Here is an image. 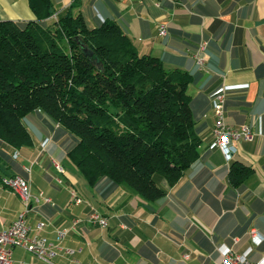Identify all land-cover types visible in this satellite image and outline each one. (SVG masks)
Wrapping results in <instances>:
<instances>
[{
  "label": "crops",
  "instance_id": "crops-1",
  "mask_svg": "<svg viewBox=\"0 0 264 264\" xmlns=\"http://www.w3.org/2000/svg\"><path fill=\"white\" fill-rule=\"evenodd\" d=\"M53 2L73 4L90 27L115 19L141 53L160 57L170 70L192 75L188 90L201 138L200 155L174 183L161 177L166 194L147 200L106 180L92 186L74 163L68 166L71 136L40 110L27 115L31 142L17 144L0 134V229L25 207L20 194L3 179L22 175L31 184L26 213L31 234L46 236L54 253L48 261L16 246L15 262L222 264L229 248L252 260L263 257L264 0ZM0 18L31 20L36 14L29 0H0ZM223 88L228 92L226 121L236 127L249 124L253 130L252 138L233 139L230 160L219 147H209L214 139L215 94ZM233 161L249 167L239 184L232 180ZM41 192L51 201L37 200ZM73 192L82 198L80 203L73 201ZM94 210L108 218L106 226L88 220ZM75 218L80 220L72 226ZM59 226H70L61 241ZM67 246L75 252L67 253Z\"/></svg>",
  "mask_w": 264,
  "mask_h": 264
},
{
  "label": "trees",
  "instance_id": "trees-1",
  "mask_svg": "<svg viewBox=\"0 0 264 264\" xmlns=\"http://www.w3.org/2000/svg\"><path fill=\"white\" fill-rule=\"evenodd\" d=\"M29 3L36 19L0 18V134L31 142L24 118L40 110L71 136L69 156L92 186L166 194L161 177L174 183L200 155L192 75L141 53L115 19L90 27L73 4ZM248 171L231 163L235 184Z\"/></svg>",
  "mask_w": 264,
  "mask_h": 264
},
{
  "label": "built area",
  "instance_id": "built-area-1",
  "mask_svg": "<svg viewBox=\"0 0 264 264\" xmlns=\"http://www.w3.org/2000/svg\"><path fill=\"white\" fill-rule=\"evenodd\" d=\"M170 1L177 2L178 0ZM161 31L162 33L166 32L165 26H161ZM203 60V56H199V62L202 63ZM227 94L228 92L224 88L215 94L214 114L216 119L213 129L214 139L209 147H219L223 151L226 159L230 160L233 157V149L231 146L233 139L252 138L253 130L249 124H242L241 126L236 127L226 121L225 110ZM15 155H17V151L15 152ZM3 180H11V187L20 194L25 205V210L20 213L19 217L8 227L0 229V264H34L30 261H19L16 263L13 258V248L15 246L24 247L37 255L38 252H48V254L54 253L53 243L49 241L46 236L31 234V226L26 218V213L29 210L32 197L30 180L18 174L4 177ZM40 197H44L46 201H51V198L44 196L43 192L37 196V200H39ZM72 199L76 203L82 201V198L75 192L72 194ZM79 220L80 219L78 218L73 219L72 226L77 225ZM88 220L101 226H106L108 224V218L98 210L89 213ZM42 226L43 223L39 222L38 227L42 228ZM69 230L70 226L57 227V238L60 241L63 240L67 236ZM255 233L256 229H252V234L255 235ZM65 251L73 254L75 249L71 246H67L65 247ZM222 264H264V256L258 260H252L235 249L229 248L223 254Z\"/></svg>",
  "mask_w": 264,
  "mask_h": 264
},
{
  "label": "bare ground",
  "instance_id": "bare-ground-1",
  "mask_svg": "<svg viewBox=\"0 0 264 264\" xmlns=\"http://www.w3.org/2000/svg\"><path fill=\"white\" fill-rule=\"evenodd\" d=\"M4 181H8V185L9 187H11V180H4ZM38 255L42 258L48 259L49 261V258L47 257L49 255L48 252H38Z\"/></svg>",
  "mask_w": 264,
  "mask_h": 264
},
{
  "label": "rangeland",
  "instance_id": "rangeland-1",
  "mask_svg": "<svg viewBox=\"0 0 264 264\" xmlns=\"http://www.w3.org/2000/svg\"><path fill=\"white\" fill-rule=\"evenodd\" d=\"M48 23H50V22H47V23H45L44 25H48ZM29 115H32V114H29ZM29 115H28V118H29ZM24 121H25V118H24ZM33 135V134H32ZM68 162V166H72V165H74L73 164V162L71 161V159L69 160V161H67ZM77 167V166H76ZM80 173V172H79ZM24 210H25V207H24Z\"/></svg>",
  "mask_w": 264,
  "mask_h": 264
}]
</instances>
